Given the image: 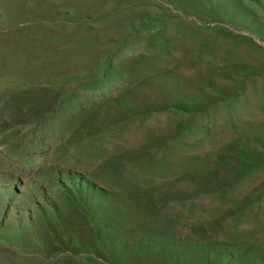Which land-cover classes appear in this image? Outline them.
Listing matches in <instances>:
<instances>
[{
  "label": "rangeland",
  "instance_id": "1",
  "mask_svg": "<svg viewBox=\"0 0 264 264\" xmlns=\"http://www.w3.org/2000/svg\"><path fill=\"white\" fill-rule=\"evenodd\" d=\"M0 264H264V0H0Z\"/></svg>",
  "mask_w": 264,
  "mask_h": 264
},
{
  "label": "trees",
  "instance_id": "2",
  "mask_svg": "<svg viewBox=\"0 0 264 264\" xmlns=\"http://www.w3.org/2000/svg\"><path fill=\"white\" fill-rule=\"evenodd\" d=\"M170 109L178 110V111H181V112H188L187 106L181 108V107H178L177 105H175V106L170 107Z\"/></svg>",
  "mask_w": 264,
  "mask_h": 264
}]
</instances>
